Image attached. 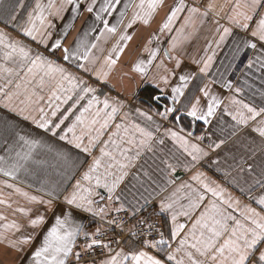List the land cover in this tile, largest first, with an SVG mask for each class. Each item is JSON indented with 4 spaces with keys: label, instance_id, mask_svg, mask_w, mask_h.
Masks as SVG:
<instances>
[{
    "label": "snow or ice",
    "instance_id": "obj_1",
    "mask_svg": "<svg viewBox=\"0 0 264 264\" xmlns=\"http://www.w3.org/2000/svg\"><path fill=\"white\" fill-rule=\"evenodd\" d=\"M121 4L122 0H47V3L35 0L32 10L20 25V31L36 44L37 49L43 48V52H34L30 46L0 29V60H3L0 63V79L4 81L0 84V105L34 125L35 129L56 137L91 157L87 169L79 179H75L76 169L85 161L77 163L78 158H71L69 152L54 148L44 139L37 138L11 121H5L3 128H0V147L4 153L0 155V176L8 178L0 181V184L13 189L30 204L43 207V212L37 209L35 216L31 215V208L18 207L15 211L29 217L28 227L32 229L43 228L49 213L53 214L54 219V223L44 232L40 244L26 254V264H264V194L249 195V199L258 208L251 204L241 206L239 199L230 193L225 195L227 190L215 181L208 182L202 172H196L191 177L199 187L181 183L160 200L159 214H170L171 227L167 235L164 231L155 229L158 239L152 236L154 225L148 224L149 232L135 246L121 247L120 240L102 239L106 232L101 227L89 231L76 218L75 213L81 212L103 221L110 212L126 211L123 203L119 207L112 205L120 199L116 192L128 175L127 170L134 166L145 150L153 151L154 145H164L166 137L190 157L186 168L195 167L209 156V151L200 144L191 142V132L186 136L181 134L183 128L179 131L171 127L164 128L161 133L162 125L156 123L153 115L149 114L151 109L148 112L135 109L145 118L144 126L129 121L130 113L123 112L122 122L115 124V130L110 132L106 141L101 140L105 130L112 126L127 104L124 100L113 99L107 94L101 100L97 94L100 89L85 77H95L98 83L107 85L128 43L133 39L128 30L137 22L148 25L163 7L164 0H127L122 7H118ZM17 8L23 9L26 5L22 0L11 5L6 12L5 23L17 21ZM129 9L132 10V15L125 24ZM183 12H187V15L183 18L181 28L176 30L178 34L186 25L195 23L197 19L203 23L210 15L217 25L216 31L220 33L219 40L216 41L217 47L233 35L234 29L241 33L234 40L227 65L231 74L235 75V80L221 79L213 83H219L229 93H234L227 97L234 106V111L226 108L225 112L237 125H247L249 121H257V117L264 116V107L257 108L237 98L245 90L258 93L264 98V0H224L223 3L208 0L206 4H201L199 0H193L192 3L178 0L160 25L159 32L173 31L174 23ZM114 14L115 22L110 23L109 17ZM81 17H85V27L78 29L76 21ZM54 18L63 22L59 32L55 31L57 26L53 23ZM221 19H225L230 27L221 24ZM121 26L123 31L120 30ZM73 31H76V35L71 42L66 43ZM94 33L98 35L94 36ZM117 34V42L100 63L101 58L94 55V50L103 52L100 41L103 39L106 43L108 37ZM151 43L152 38L143 49L148 53V59H137L131 71L139 74L144 81L151 79L160 88V83L156 82L157 77L150 76L159 52L158 48L148 47ZM176 46L177 37H173L170 47ZM211 47L209 44L208 48ZM165 56L173 59L167 50ZM215 56V51L207 55L206 49L205 57L197 62L202 64L200 73L208 74ZM8 63L25 70L24 76L20 77L16 68L8 67ZM181 63L176 59L175 69H180ZM155 67L163 68L164 74L159 75L158 79L167 86L169 77L174 76L175 71L165 67L162 61ZM192 78L188 74L179 75V83L171 88L169 98L172 106L165 105L163 111L157 110L154 115L164 121L170 116L179 121L181 117L173 114L179 112L176 105L184 97ZM200 91L207 98L206 111L201 108L197 97L191 107L186 109V115L208 124L209 118L216 115V109L223 101L211 94L207 85ZM45 92L47 97L43 94ZM150 98L159 102L164 97L155 95ZM84 100L87 103L77 113V106ZM69 101H72L71 105L62 112V105H68ZM73 116L65 126V122ZM253 131L264 138V120H259ZM195 139L202 141L204 136H197ZM101 143L103 147L99 149L100 154L94 156V149ZM223 143L221 140L219 143H209L207 147L209 150L218 149ZM41 149L53 153L62 170L58 173L60 180L40 181L38 190L44 192V196H37L9 180H17L21 174L38 178L39 170L48 164L45 160L37 159ZM160 164L164 165L158 166L159 172L163 174L162 179L166 184L174 183L170 172H175V166L163 158ZM248 171H252L251 167ZM144 175L151 179L148 172H144ZM73 179L75 183H69ZM256 186L264 189V172L262 178L255 180L247 191L251 193ZM99 189L106 190L108 194L107 204L104 206L96 199H105ZM164 190L166 189L161 187V191ZM205 193H210L214 198L207 205L203 204ZM182 199L187 203H181ZM0 205L12 207L2 191ZM202 207L203 210L193 219L194 214ZM181 217L191 221V226L181 223ZM0 221H4L0 224V243L16 253H25L26 247L31 246L39 234L16 237L15 234L22 231V225L15 220L9 221L2 213ZM106 222L117 223L115 219ZM117 227L123 231L122 222ZM129 231L132 232L131 229ZM113 243L117 247L114 248ZM20 264H25L23 256Z\"/></svg>",
    "mask_w": 264,
    "mask_h": 264
},
{
    "label": "crops",
    "instance_id": "obj_2",
    "mask_svg": "<svg viewBox=\"0 0 264 264\" xmlns=\"http://www.w3.org/2000/svg\"><path fill=\"white\" fill-rule=\"evenodd\" d=\"M22 2L26 5V8L16 9L17 13H19L17 21L5 23L7 10L11 5L16 4L17 0H0V29L7 32L10 37L19 39L24 44L30 46L34 52L37 50L43 52V48L37 49L36 44L29 38H26L20 31V25L24 23L27 13L32 10L35 0H22ZM42 2L47 3V0H42ZM125 2H127V0H122V4L118 7H122ZM136 2H138V0H136ZM185 2L192 3L193 0H185ZM199 2L201 4H206L208 0H199ZM217 2L223 3L224 0H217ZM176 3H178V0H164L163 7L158 10L157 14L148 25L137 22L133 28L128 30L129 34L133 35V39L128 43L116 68L109 77V83L107 85L98 83L95 77H85L89 80V83H92L100 89L97 94L100 96L101 100H103L105 94H107L113 99L118 98L124 100L127 104V107L122 110L121 115L116 118L112 126L105 130V135L101 138L102 141L108 139L110 132L115 130L116 123L122 122L123 112L130 113L128 118L129 121L144 126L146 123L145 118L140 116L135 109L140 108L145 112L151 109L149 114L153 115V119L156 123L162 125L161 133L164 128L171 127L177 131L183 128L182 135L186 136L188 132H191L192 136L189 138L191 142L198 143L201 147L205 148V150L209 151V156L201 160L195 167L186 168L185 165L189 164L190 157H188L174 141L166 137L164 145H154L153 151L145 150L142 153L141 157L135 161L134 166L127 170L128 175L117 189L116 195L120 197L118 201L124 204L125 209L129 210L132 214L140 212L143 214V217L158 219L164 225L166 235L171 227V218L169 213L159 214V202L181 183H190L193 187H199L195 181L191 180V177L196 172L204 173L208 182L215 181L221 187L225 188L227 190L225 195L230 193L233 197L239 199L241 201V206L244 204H251L252 207L258 208L256 203L249 199V195L258 196L264 194V189H260L258 186H256L251 193L247 191L254 184L255 180L262 178V172H264V138L253 131L256 123L259 120H264V116L257 117V121H249L247 125H237L236 122L232 120V117L225 112L226 108L228 111H234V106H232L227 99V97L234 95V93H229V91L222 88L219 83H213V81H220L221 79L230 78L235 80V75L231 74V70H228L227 65L234 46V40L238 35H241V33L234 29L233 35L227 37L226 40L217 47L216 41L219 40L220 33L216 31L217 25L213 22L210 15L203 23L197 19L195 23L186 25L183 31L178 34L176 30L181 28V25L184 23L183 18L187 15V12L180 14V17L174 23L173 31L160 33V25L166 19L171 7H174ZM131 15L132 10L129 9L128 15L125 18V24L128 19L131 18ZM85 16H88V14H85ZM115 18V14L109 17L110 23H114ZM88 19L90 21L91 17L89 16ZM53 23L57 26L55 31L59 32L63 22L54 18ZM220 23L226 27H230L225 19H221ZM76 27L78 29L85 27V17H81L76 21ZM120 30L123 31L122 26ZM75 35L76 31H73L69 35L66 43L71 42ZM93 35H98V33H94ZM118 35L119 34H117V36L108 37L106 43L103 39L100 41L101 47L104 48L103 52L94 50V55L101 58L100 63L103 62V57L108 54V50L112 45L117 42ZM154 37H159V39L157 40ZM173 37H177V46L175 48L170 47ZM150 38H152V43L148 45V47L159 49L157 59L154 61L153 67L150 70V76L157 77L156 82L160 83V88H157L151 79L144 81L139 74L131 71V67L137 59H148V53L144 52L143 49ZM209 44L212 45L211 49L208 48ZM206 49L207 55H211L213 51L216 52L212 67L207 75L199 72V68L202 64L197 63L205 57ZM166 50L170 52L173 59H169L165 56ZM45 54L47 55L48 53L45 52ZM176 59L182 61L180 69H175ZM161 61L165 67L175 71V75L169 77V84L167 86L158 79L159 75L164 74L163 68L157 69L155 67V65L161 63ZM0 63H3V60H0ZM7 66L16 68L20 77L24 76L25 70H21L12 63H8ZM181 74H188L193 77L190 79L188 87L185 89L184 97H181L180 103L176 105L179 112L173 114L179 115L181 119L177 121L173 116H170L167 121H164L159 116L154 115V113L157 110L163 111L165 105L172 106V101L169 98L171 88L179 83L178 77ZM3 83L4 81L0 79V84ZM112 85H115V87L113 88ZM205 85L208 86L211 94L217 95L223 101L220 107L216 109V115L209 118L210 122L208 124H205L203 121H196L192 117L186 115V109L191 107V104L195 102L197 97L200 99L201 108L206 111L207 98L204 97L203 93L200 91ZM43 94L47 97V92ZM155 95H162L164 98L157 102L150 98ZM237 98L242 99L245 103H249L254 107H264V98L258 93L245 90V92ZM71 103L72 101H69L68 105H62V112L66 110ZM86 103L87 100L81 101L80 105L77 106L76 112L78 113L79 108L83 107ZM59 115L60 114H58V116ZM72 118H74V116L70 117L69 121L65 122V126L71 122ZM5 121L15 123L19 128L31 132L37 138L44 139L56 149L69 152L71 158H78L77 163L85 161L76 169L75 179H79L81 173L87 169L88 163H91V157L81 153L80 150L75 149L66 142L60 141L56 137H51L49 134H44L41 130L35 129L34 125L23 121L19 116H16L0 105V128H3ZM157 135L159 136L160 133ZM197 136H204V140H196L195 137ZM221 140H223L224 143L221 144L220 148L208 149L207 146L209 143H219ZM100 147H103V143L97 145L94 149V156L100 154ZM3 154V148L0 147V155ZM162 158L167 159L175 166V172H170L169 170L171 178L174 181L172 184H166L164 179H162L163 174L159 172L158 166L164 167V165L160 164ZM37 159L48 162L44 168L39 170L38 178L21 174L17 180H9V182L16 184L32 195L44 196V192L38 190L40 188V181L47 180L49 182H56L60 180L61 177L58 173L62 168L54 154L43 149L39 150ZM215 161H218V163H214ZM249 167L252 169L251 172L248 171ZM144 172H148L151 179L145 176ZM225 173H227V175H225ZM5 179L8 178L0 176V181ZM75 179L69 183H75ZM158 184L160 186H158ZM161 187H164L166 190L161 191ZM241 189L245 191L242 192ZM0 191H2L4 198L12 204L11 208L0 205V213L7 216L9 221L15 220L22 225V231L16 233L15 236L19 237L39 233L36 235L34 243L31 246H27L23 254L16 253L6 248L3 243H0V264H20L22 256L25 258L26 264V254L30 253L40 244L44 232L54 223L53 214L49 213L47 215V222L43 228L32 229L28 227L29 217L16 212L15 209L18 207L31 208L33 209L31 215L35 216L37 209L43 212V207L30 204L23 196L14 192L13 189L4 187L2 184H0ZM98 191L101 192L105 199L102 201L99 200V197L96 199L101 206H104L107 204L108 194L104 189H99ZM10 193L11 195H9ZM205 197V201L203 202L204 205H207L209 200L214 199L210 193H205ZM181 203H187V201L182 199ZM134 209L135 212H133ZM202 210L203 207L197 210L193 219L195 215H198L199 211ZM235 214L238 215V213ZM75 216L89 231H92L98 222L101 221L99 217H94L87 213L76 212ZM180 222L186 223L189 227L191 226V221L184 217L180 218ZM2 223H4V221H0V224ZM135 245L136 244L132 242H128L121 247L128 248Z\"/></svg>",
    "mask_w": 264,
    "mask_h": 264
},
{
    "label": "built area",
    "instance_id": "obj_3",
    "mask_svg": "<svg viewBox=\"0 0 264 264\" xmlns=\"http://www.w3.org/2000/svg\"><path fill=\"white\" fill-rule=\"evenodd\" d=\"M166 126V125H165ZM119 201H114L112 207H119ZM110 219H115L116 224H108L106 221ZM144 220L146 223H138L139 221ZM122 222L123 231H121L120 227H117V224ZM148 224H153L154 229L152 230V236L158 239V235L155 229H160L164 231L166 235V230L164 225L158 219H150L148 217H143V214L135 213L132 214L129 210L123 212H110L109 215L105 218V220H101L98 224L92 229L95 230L96 227H101L105 230L106 236L102 237L105 240H120V246H123L125 243L132 242L137 244L141 239L144 238V234L149 232ZM132 230L130 232L129 230ZM137 233V234H133ZM114 248L117 247L115 243L112 245Z\"/></svg>",
    "mask_w": 264,
    "mask_h": 264
}]
</instances>
